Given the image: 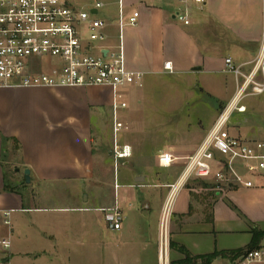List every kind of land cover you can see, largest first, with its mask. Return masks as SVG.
Instances as JSON below:
<instances>
[{"label": "crops", "instance_id": "crops-1", "mask_svg": "<svg viewBox=\"0 0 264 264\" xmlns=\"http://www.w3.org/2000/svg\"><path fill=\"white\" fill-rule=\"evenodd\" d=\"M66 1L88 11L91 19L106 22V38L91 44L93 54H98V47L117 49L119 17L128 21L138 13L136 24L123 28L122 44L127 69L141 72L142 81L116 91L104 85L0 88L2 97L18 95L20 100L0 105V211L9 212L8 225L0 216V263L159 264L162 252L168 264H183L187 257L252 246L253 233L264 232V171L248 176L251 187L216 188L212 178H190L172 193L168 186L179 180L186 158L235 95L237 83L226 71L225 59L231 58L245 73L257 58L264 38V0H206L201 7L192 6L187 25L175 17L181 9L178 0ZM98 2L102 5L96 7ZM81 26L87 39V24ZM168 62L170 70L164 68ZM20 90L46 93L53 102L30 112L34 104H21ZM145 90L230 91L210 127L190 143L176 134L174 123H153L134 115L131 105L143 107ZM115 98L126 104L116 113ZM242 107L240 113L246 111ZM254 111L260 114L264 106ZM120 121L128 131L118 141L115 124ZM110 128L112 139L106 135ZM262 134L261 139H242L264 141ZM115 145L128 146L130 155L116 158ZM162 153L173 156L170 166L159 163ZM119 166L126 172L122 178ZM24 169L30 170L31 197L42 184L61 191V183L67 181L75 198L64 203L46 196L35 202L26 199L23 190H5L6 175L19 179ZM112 174V184L110 179L102 182V176ZM201 180L214 185L213 193H204ZM115 204L123 216L118 230L108 226L103 212ZM2 239L9 240L8 249H3ZM253 245L264 246V236ZM235 260L218 255L208 264Z\"/></svg>", "mask_w": 264, "mask_h": 264}, {"label": "built area", "instance_id": "built-area-1", "mask_svg": "<svg viewBox=\"0 0 264 264\" xmlns=\"http://www.w3.org/2000/svg\"><path fill=\"white\" fill-rule=\"evenodd\" d=\"M178 2L181 9L175 17L187 25L192 6L201 7L206 0ZM101 5L96 3V7ZM137 17V12L128 21L120 16L117 49L104 51L98 47V54H93L91 44L105 40L107 24L91 19L88 11L77 10L66 0H0V88L104 85L116 91L122 86L140 84L143 74L127 69L122 44L123 28L135 25ZM84 24H87V39L81 26ZM40 63L47 65L45 71ZM248 65L252 67L243 73L231 58L225 59L226 71L234 74L237 83L235 95L196 150L186 158L181 177L168 186L170 193L183 187L190 178H212L216 188L224 184L251 187L253 181L248 176L264 171V141L246 140L225 132L232 111L243 109L240 107L243 98L264 94V38L257 58ZM164 68L170 70V63ZM125 106L114 99V113ZM114 155L123 158L130 155V150L128 146L115 145ZM173 160L169 153L159 155L163 166H170ZM103 212L108 226L118 230L123 218L118 206L115 204ZM163 215L165 222L169 203ZM0 216L8 225L9 212L0 211ZM1 245L8 249L10 242L2 239ZM251 262H264V246L245 251L234 264ZM159 264H168L162 252Z\"/></svg>", "mask_w": 264, "mask_h": 264}, {"label": "rangeland", "instance_id": "rangeland-1", "mask_svg": "<svg viewBox=\"0 0 264 264\" xmlns=\"http://www.w3.org/2000/svg\"><path fill=\"white\" fill-rule=\"evenodd\" d=\"M40 65L42 70L45 71L47 65L45 63H40ZM248 67H252V65H249ZM145 91L148 93V95H144L143 107L137 106L136 108H134V106L131 105L130 110L134 112V115L136 117H142L148 122L153 123H161L164 122V120H168V122L174 123L176 134L178 132L180 135L183 134L190 143H193L210 127L212 122L215 120L217 111H219V113L221 112V109L219 108L222 107L221 105L223 104H221L222 98H224L227 95V92L229 93L230 90ZM120 92L124 91L119 90V93ZM19 93L22 95L20 96V99L24 101L21 104L27 105L29 106V108H32L34 106L30 112H32L33 110H37L38 108L45 105H49L53 102V97L48 96L46 93L41 94L36 90H20ZM13 101L20 102L18 95L14 97L4 95L2 97V94H0L1 106L7 105ZM150 102L153 103L150 104ZM32 104L34 105L32 106ZM243 104L246 106V111L240 113V111H243V109L237 111L234 110L229 120L227 121L225 131L227 133L230 132L231 134L233 132L234 135L240 136L242 138L261 139V135H263L262 133L264 131V112H260L259 114V112L255 113L254 110H259L264 106V94L246 96L241 100L240 107H242ZM124 112L125 114L126 112L128 113L129 108H127ZM115 127V137L116 139H118V141H120L124 137L126 131H128V128L124 127L123 121L117 122L115 124ZM260 127L262 128V131H260ZM131 128L132 130L137 129L136 127H130L129 129ZM236 128L237 131L235 132V130L233 129ZM107 129L108 128H106V130ZM146 130L150 131L151 128ZM106 135H108V137L112 139L111 128L110 132H108V134ZM15 170L16 168L14 169V171ZM9 171L11 172V169H9ZM125 173L126 172L124 171V169L119 166V169H117V174H119L120 178L124 177ZM22 175L18 177L19 179H14V175L7 174L4 185L6 184L12 189H16L17 191L23 190L22 193L25 195L26 199H33L35 202H39V200L41 199L44 200L46 196H49L47 197L48 199H61L64 203H67L75 198L70 194L71 183H67V181H65V183H61L63 186V189L61 191L58 189L55 190L52 184H42V187L40 186V188L38 187L35 189V194H37V196L31 197L28 193V188L30 185L25 182L24 178L22 179ZM99 176L100 175L96 176V182L101 181V179H99ZM109 179L111 180L112 184L113 174L110 177H108V175L102 176V182L109 181ZM58 184L59 183H57V185ZM201 186L207 188L206 191L204 189V193L207 191L209 193H213L210 188H212L214 185L211 184V182L201 180ZM121 191L122 190H120V192ZM38 193L41 194L39 195ZM105 193L107 192L105 191ZM100 194L102 195L104 194V192L100 191ZM201 197H203V195H201ZM110 200L111 202H113L112 194L110 195Z\"/></svg>", "mask_w": 264, "mask_h": 264}, {"label": "trees", "instance_id": "trees-1", "mask_svg": "<svg viewBox=\"0 0 264 264\" xmlns=\"http://www.w3.org/2000/svg\"><path fill=\"white\" fill-rule=\"evenodd\" d=\"M4 189L5 190H9L12 191V188L8 185H4ZM264 236V232H257L255 231L253 233V240H252V246L244 249V250H236V251H228V252H214L211 254H206V255H201V256H196V257H187L182 263L183 264H195L197 260L201 261V264H208V262L213 259L214 257L221 255L222 257L225 258H230L231 260H235L238 256H240L241 254H243L245 251L247 250H251L254 249V242L255 239L258 237H263Z\"/></svg>", "mask_w": 264, "mask_h": 264}, {"label": "water", "instance_id": "water-1", "mask_svg": "<svg viewBox=\"0 0 264 264\" xmlns=\"http://www.w3.org/2000/svg\"><path fill=\"white\" fill-rule=\"evenodd\" d=\"M16 171H19V170L16 169ZM23 178H24L25 182H27V183L30 182V170L29 169L23 170Z\"/></svg>", "mask_w": 264, "mask_h": 264}]
</instances>
